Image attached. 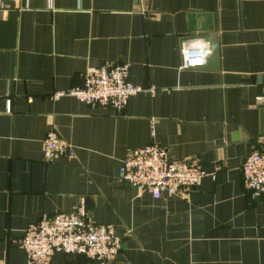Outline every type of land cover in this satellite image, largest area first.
<instances>
[{"label": "crops", "instance_id": "0c3cea01", "mask_svg": "<svg viewBox=\"0 0 264 264\" xmlns=\"http://www.w3.org/2000/svg\"><path fill=\"white\" fill-rule=\"evenodd\" d=\"M209 35L218 68H181L182 41ZM124 61L143 91L121 111L55 96ZM49 130L74 157L43 160ZM151 130L171 159L201 162L189 194L154 199L120 179ZM262 135L264 0H15L0 13V264H27L24 229L81 200L121 236L109 264H264V195L240 173Z\"/></svg>", "mask_w": 264, "mask_h": 264}, {"label": "built area", "instance_id": "2783aa9c", "mask_svg": "<svg viewBox=\"0 0 264 264\" xmlns=\"http://www.w3.org/2000/svg\"><path fill=\"white\" fill-rule=\"evenodd\" d=\"M14 1L0 0V13L11 8ZM180 54L181 68L201 67L210 54L209 44L201 36L186 37ZM129 67L126 61L105 62L97 70L84 74L80 85L65 93L56 92L55 96L68 94L93 107L121 111L131 96L143 91L129 80ZM150 134L149 143L127 152L118 169L120 179L139 194L148 193L154 199L189 194L206 174L201 162L198 158L171 159L168 149L154 140L153 130ZM259 142L261 148L247 154L240 167L243 186L252 196L264 195V135ZM41 151L45 162L58 156L74 157V148L54 130L46 133ZM121 244L114 226L92 220L83 200L69 211L43 215L24 229L19 241L27 264H50L55 252L81 255L94 264H109Z\"/></svg>", "mask_w": 264, "mask_h": 264}, {"label": "water", "instance_id": "95a60500", "mask_svg": "<svg viewBox=\"0 0 264 264\" xmlns=\"http://www.w3.org/2000/svg\"><path fill=\"white\" fill-rule=\"evenodd\" d=\"M208 44L210 48V54L206 59V62L200 68L205 69H217L219 62V44L217 39L213 35L208 36Z\"/></svg>", "mask_w": 264, "mask_h": 264}]
</instances>
